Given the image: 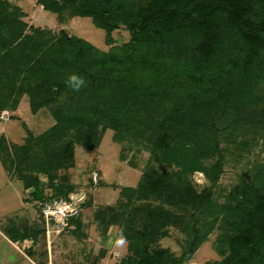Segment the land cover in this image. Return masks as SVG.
<instances>
[{"label":"trees","instance_id":"obj_1","mask_svg":"<svg viewBox=\"0 0 264 264\" xmlns=\"http://www.w3.org/2000/svg\"><path fill=\"white\" fill-rule=\"evenodd\" d=\"M38 2L59 21L66 13L90 16L107 44L121 27L130 37L99 50L64 29L26 31L20 6L0 0V109L14 111L26 92L33 109L45 106L56 119L39 134L23 122L22 143L0 134L4 169L34 199L68 197L75 186L58 171L75 165L76 144L95 148L112 128L115 139H135L150 150L149 161L165 165L148 163L135 185L120 187L115 204L93 213L105 233L116 225L128 241L120 264H186L216 223L221 258L206 264H264V163L224 202L214 198L224 132L232 140L241 125L264 123V0ZM71 74L84 80L78 90L66 83ZM197 170L209 179L200 189ZM45 182L55 193L45 192ZM169 226L187 237L180 254L157 243ZM4 228L12 241L30 235L26 226Z\"/></svg>","mask_w":264,"mask_h":264},{"label":"rangeland","instance_id":"obj_2","mask_svg":"<svg viewBox=\"0 0 264 264\" xmlns=\"http://www.w3.org/2000/svg\"><path fill=\"white\" fill-rule=\"evenodd\" d=\"M5 1L9 6H20L27 24L26 31H33L34 27L49 28L53 32L64 29L85 38L99 50L120 47L130 37L129 32L121 27L112 32L114 42L107 44L106 31L96 26L90 16H69L66 13L65 19L59 21L57 14L44 9L38 0ZM30 100L25 92L19 99L18 111H15L17 108L14 111L7 109L8 115H0V134L4 133L9 143L23 142L27 133L23 122L34 134L43 132L56 122L47 107L33 109ZM229 133L227 130L224 132L221 142L224 146L222 171L214 186V198L219 202H224L240 180L250 179L258 166L264 163L263 122L241 125L236 129V135H232V140L227 138ZM113 135L114 130L107 128L95 148L76 144L75 165L58 171L59 175L66 174V181L75 186L70 196L79 208L76 214L79 222H71L62 229L50 226L46 231L39 211V199H34L23 182L10 175L0 161V264H39V260H51L52 264H120L128 251V241L119 238L116 225H111L105 233L102 223L94 219L93 213L98 206L115 204L120 187L135 185L148 163L158 168L165 165L156 160L149 161L150 150L142 143L127 137L115 139ZM27 175L40 176L43 181L47 179L46 175L35 171H28ZM192 178L199 189L209 184L202 171H195ZM43 187L45 192L55 193L50 183L45 182ZM88 198L90 203L83 205ZM5 225L26 226L30 235L13 244L4 232ZM222 235L221 227L216 223L186 264H206L220 259L218 248ZM186 238L182 230L169 226L168 234L157 243L180 254ZM120 240L123 242L117 243ZM102 248L106 250L104 254L101 253Z\"/></svg>","mask_w":264,"mask_h":264},{"label":"built area","instance_id":"obj_3","mask_svg":"<svg viewBox=\"0 0 264 264\" xmlns=\"http://www.w3.org/2000/svg\"><path fill=\"white\" fill-rule=\"evenodd\" d=\"M0 115L5 117L8 115V110L3 109ZM76 205L77 203L74 204L70 194L68 197L54 196L41 200L39 205L40 214L46 231L49 230L50 226L59 229L69 226L71 219L79 212Z\"/></svg>","mask_w":264,"mask_h":264},{"label":"clouds","instance_id":"obj_4","mask_svg":"<svg viewBox=\"0 0 264 264\" xmlns=\"http://www.w3.org/2000/svg\"><path fill=\"white\" fill-rule=\"evenodd\" d=\"M66 83L73 88L74 90H78L84 83V80L82 77L76 75V74H71L68 76ZM123 241H117V243H122Z\"/></svg>","mask_w":264,"mask_h":264},{"label":"crops","instance_id":"obj_5","mask_svg":"<svg viewBox=\"0 0 264 264\" xmlns=\"http://www.w3.org/2000/svg\"><path fill=\"white\" fill-rule=\"evenodd\" d=\"M19 107H20V106H19ZM18 109H19V108H17L15 111H18ZM11 242H13V244H14V241H11ZM121 245H122V244H121ZM34 262H35V261H34ZM46 264H52V261L49 260V261L46 262Z\"/></svg>","mask_w":264,"mask_h":264}]
</instances>
